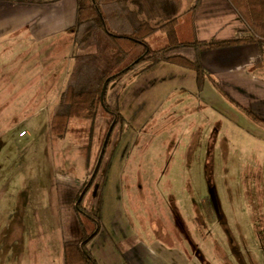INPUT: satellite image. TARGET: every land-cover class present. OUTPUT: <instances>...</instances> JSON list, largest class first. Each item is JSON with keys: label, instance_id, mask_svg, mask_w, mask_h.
Wrapping results in <instances>:
<instances>
[{"label": "rangeland", "instance_id": "obj_1", "mask_svg": "<svg viewBox=\"0 0 264 264\" xmlns=\"http://www.w3.org/2000/svg\"><path fill=\"white\" fill-rule=\"evenodd\" d=\"M4 58L6 81L13 57ZM122 81L107 91L121 119L83 200L102 229L91 253L99 257L113 242L106 255L122 264L123 254L129 264L140 241L167 264H264V128L213 82L165 93L161 86L163 103H149L137 85L126 90ZM7 89L0 88L1 97ZM1 101L0 212L32 203L35 222L52 239L79 243L84 235L73 205L100 160L111 115L99 107L93 119H73L59 139L48 131L56 104L19 109L24 104ZM41 106L44 112L35 113ZM87 219L91 233L97 225Z\"/></svg>", "mask_w": 264, "mask_h": 264}, {"label": "crops", "instance_id": "obj_2", "mask_svg": "<svg viewBox=\"0 0 264 264\" xmlns=\"http://www.w3.org/2000/svg\"><path fill=\"white\" fill-rule=\"evenodd\" d=\"M172 6L173 13L178 12L181 29L184 28L180 33L183 41L228 40L249 34L229 0H173ZM78 10V0H0V57H13L9 80H0V88H8L6 97L0 95V105L2 99L8 104H24L19 109L34 103H59L74 56L79 53L74 36L68 33L77 24ZM165 41L166 34L159 31L148 39V44L160 47ZM2 58L0 70L4 72L9 64ZM200 58L207 84L213 82L219 93L223 92L224 99L227 97L231 103L251 110L264 120V42L205 50ZM120 79L125 82L126 90L137 85L138 96L144 102L158 98L163 103L157 89L162 86L165 93L188 88V84L197 81V75L193 69L159 62L142 64ZM43 108H36L35 113H43ZM58 205L59 202L56 212L60 217ZM34 214L32 203L22 200L9 213L0 212V264H65L67 241L60 236L52 239L51 232L40 224L42 221L35 222ZM101 234L102 229L89 247ZM113 245L110 243V247ZM104 246V254L98 257L92 252L93 257L98 264H115L106 255L110 252L109 244ZM127 255L129 264H167L140 241L138 248ZM119 260L124 263L123 254Z\"/></svg>", "mask_w": 264, "mask_h": 264}, {"label": "trees", "instance_id": "obj_3", "mask_svg": "<svg viewBox=\"0 0 264 264\" xmlns=\"http://www.w3.org/2000/svg\"><path fill=\"white\" fill-rule=\"evenodd\" d=\"M229 1L247 26L248 35H238L228 40L186 42L181 39V24L178 12L173 13V0H78L77 24L68 33L74 36L75 48L79 53L74 56L72 71L54 108L50 132L56 138L63 139L73 119H93L99 107L111 115V122L96 169L73 205L84 236L79 243H67L65 264H98L89 244L99 234L101 226L97 217L83 207V200L98 176L107 144L121 119L118 110L106 102L110 84L142 64L171 62L193 69L197 84L201 87L206 81L200 58L203 51L264 42V0ZM159 31L166 34V41L153 49L148 39ZM226 99L231 103L230 99ZM236 107L264 128V120L251 110L239 105ZM87 218L97 225V229L94 228L91 233H88L84 223Z\"/></svg>", "mask_w": 264, "mask_h": 264}, {"label": "built area", "instance_id": "obj_4", "mask_svg": "<svg viewBox=\"0 0 264 264\" xmlns=\"http://www.w3.org/2000/svg\"><path fill=\"white\" fill-rule=\"evenodd\" d=\"M20 135H21V136H25V135H26V131L21 132Z\"/></svg>", "mask_w": 264, "mask_h": 264}]
</instances>
